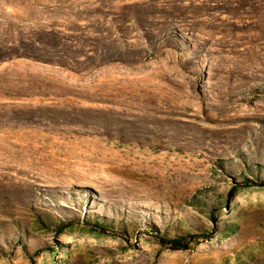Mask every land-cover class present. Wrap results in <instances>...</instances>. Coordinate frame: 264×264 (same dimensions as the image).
Instances as JSON below:
<instances>
[{
  "label": "rangeland",
  "instance_id": "374dc122",
  "mask_svg": "<svg viewBox=\"0 0 264 264\" xmlns=\"http://www.w3.org/2000/svg\"><path fill=\"white\" fill-rule=\"evenodd\" d=\"M261 181L264 0H0V264H264Z\"/></svg>",
  "mask_w": 264,
  "mask_h": 264
},
{
  "label": "trees",
  "instance_id": "16d2710c",
  "mask_svg": "<svg viewBox=\"0 0 264 264\" xmlns=\"http://www.w3.org/2000/svg\"><path fill=\"white\" fill-rule=\"evenodd\" d=\"M256 167V165H255ZM255 178L257 179V176H255ZM249 181L248 180H244V183L247 184ZM260 184L264 185V182H260ZM97 223V222H96ZM230 225L226 226L227 229L229 228ZM177 236L171 237V238H166V236L163 234H160V241L162 243H166L169 244V246L173 247V248H180V247H185L187 245V241L188 240H192L194 238H196L198 235L193 233V232H182V231H178L177 233H175Z\"/></svg>",
  "mask_w": 264,
  "mask_h": 264
}]
</instances>
